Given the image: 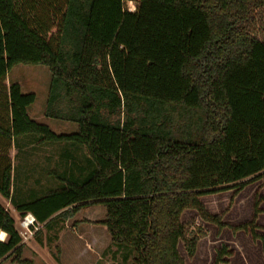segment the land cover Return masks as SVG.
Returning a JSON list of instances; mask_svg holds the SVG:
<instances>
[{"label": "trees", "instance_id": "trees-1", "mask_svg": "<svg viewBox=\"0 0 264 264\" xmlns=\"http://www.w3.org/2000/svg\"><path fill=\"white\" fill-rule=\"evenodd\" d=\"M20 64L49 68L45 115L76 132L29 116L36 94L7 83ZM24 135L85 150L86 164L64 152L59 185L17 202L10 150ZM4 140L0 194L47 230L102 205L105 219L93 224L123 253L130 246L133 264H186L180 243L191 259L207 235L197 217L264 245L259 200L239 225L201 200L264 178V0H0ZM188 209L197 217L184 221ZM2 231L0 264H34L0 204ZM231 254L223 245L215 264Z\"/></svg>", "mask_w": 264, "mask_h": 264}, {"label": "rangeland", "instance_id": "rangeland-1", "mask_svg": "<svg viewBox=\"0 0 264 264\" xmlns=\"http://www.w3.org/2000/svg\"><path fill=\"white\" fill-rule=\"evenodd\" d=\"M8 78L11 83H19L23 93L36 94L35 102L28 108V114L32 119L47 125L58 134L74 133L78 130V124L75 122L45 115L51 82V72L47 66L20 64L12 68ZM74 148L66 143L40 141L30 135L18 137L15 151L10 154L13 158L15 201H30L34 198L30 196V187L37 178L43 180L41 181L45 185L43 189L48 188L47 185L50 184L53 186L59 184L57 175L62 170V163L61 166L58 163L64 152L68 153L69 150L76 152L81 164H86L85 150L76 151L73 150ZM47 192L44 191L39 197ZM235 192L230 189L205 194L201 196V200L211 213L225 211L224 220L232 225L250 221L259 199V209H264V178L248 184L238 193ZM0 204L14 217L23 237V255L33 260L34 264H97V259L100 257L98 264H133L132 256L128 254L132 250L130 246L122 245L126 246V251L123 253L122 249L112 245L110 251L102 255L101 249H96L93 245L86 244L88 251L85 250L84 245H81V242L83 244L87 242L81 240L80 236L86 238L92 231H96L100 236L102 234L109 236L104 225L93 224L102 221L105 217L106 211L102 205L81 210L69 219L68 227L66 222L63 224L62 230L59 229L61 223L54 228L55 230L41 229V226L37 225L38 229L30 235L21 225L27 215L21 216L14 205L1 194ZM193 217H197L196 211L193 210H185L182 214L184 221ZM197 222L206 230L207 235L200 240L197 253L191 259L188 258L184 245L180 243L179 249L186 259V264H215L217 253L223 245H226L232 254L225 256L221 264H264V245L261 240L255 241L251 232L233 231L230 228L219 230L216 225L203 222L198 217ZM257 224L264 228V213L261 214ZM61 231L64 232L63 235ZM258 232L264 234V229H258ZM55 234H58L59 238L62 235L60 241L54 240ZM57 246L60 247V251ZM113 252L116 253L113 255ZM11 260L8 259L2 264H17Z\"/></svg>", "mask_w": 264, "mask_h": 264}, {"label": "crops", "instance_id": "crops-1", "mask_svg": "<svg viewBox=\"0 0 264 264\" xmlns=\"http://www.w3.org/2000/svg\"><path fill=\"white\" fill-rule=\"evenodd\" d=\"M8 85H10L11 84V81L9 80V78H8ZM17 140H18V138H15V139H13L12 138V148H11V150H10V154L12 153V152H14L15 151V146H16V143H17ZM3 142L5 143V140L4 141H0V145L1 146H4L6 149H8V140H7V142L5 143V144H3ZM77 151V150H76ZM70 156H74V157H78V155H77V153L76 152H72V153H68ZM62 157H65L66 158V154L64 155V156H62ZM12 161H13V158H12ZM58 165H59V163H58ZM60 166V165H59ZM41 181H43L41 178H37L36 180H34L33 181V186L32 187H30V196H33V197H39L44 191H47L48 190V188H52V187H57L59 184H57L56 186H53L52 184H50V185H47V186H49L48 188H46V189H43V187L45 186L44 184H42L41 183ZM59 183V182H58ZM260 200V199H259ZM264 202V201H263ZM260 210V213H259V215H258V219L260 218V216H261V214H263L264 213V209L262 210L261 208L259 209ZM104 219H105V217H104ZM103 219V220H104ZM90 220V219H89ZM102 220V221H103ZM69 221V220H68ZM68 221H66V227H68L67 226V222ZM258 221V220H257ZM41 229H45V228H43V226H41ZM108 232V231H107ZM61 234L63 235L64 234V232H62L61 231ZM61 235V236H62ZM61 236H60V238H59V241H60V239H61ZM6 237V236H5ZM80 238H82L81 240H85V242H87V243H85V244H83L82 242H81V245L83 246L84 245V247H85V250L86 251H88L89 249L86 247V244H89V245H93L96 249H101V254L102 255H105L106 254V252L107 251H110V248H111V237H110V235L109 236H105V235H99V234H97V232L96 231H92V232H90L89 233V236L87 237L86 236V238H84V237H82V236H80ZM259 240V239H258ZM255 241H257V240H255ZM80 243V242H79ZM59 244V243H58ZM59 246L60 247H62V245L61 244H59ZM88 249V250H87ZM113 255L115 254V252H113L112 253ZM99 259H101V257L99 258ZM99 259H97V264H98V261H99Z\"/></svg>", "mask_w": 264, "mask_h": 264}, {"label": "built area", "instance_id": "built-area-1", "mask_svg": "<svg viewBox=\"0 0 264 264\" xmlns=\"http://www.w3.org/2000/svg\"><path fill=\"white\" fill-rule=\"evenodd\" d=\"M21 225L27 230V232L30 233V235H32L33 232H35L36 229H38L36 219L32 214H27Z\"/></svg>", "mask_w": 264, "mask_h": 264}, {"label": "bare ground", "instance_id": "bare-ground-1", "mask_svg": "<svg viewBox=\"0 0 264 264\" xmlns=\"http://www.w3.org/2000/svg\"><path fill=\"white\" fill-rule=\"evenodd\" d=\"M5 236H6V233L2 231V232L0 233V240H1V241L5 240V238H6Z\"/></svg>", "mask_w": 264, "mask_h": 264}]
</instances>
